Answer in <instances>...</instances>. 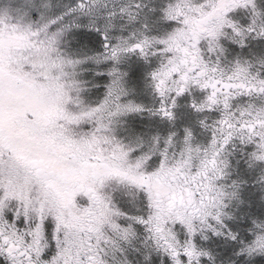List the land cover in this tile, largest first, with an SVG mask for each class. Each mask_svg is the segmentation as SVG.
Returning <instances> with one entry per match:
<instances>
[{
  "label": "snow or ice",
  "instance_id": "6c2138e0",
  "mask_svg": "<svg viewBox=\"0 0 264 264\" xmlns=\"http://www.w3.org/2000/svg\"><path fill=\"white\" fill-rule=\"evenodd\" d=\"M0 264H264V0H0Z\"/></svg>",
  "mask_w": 264,
  "mask_h": 264
}]
</instances>
